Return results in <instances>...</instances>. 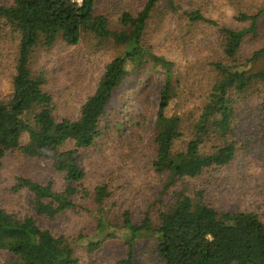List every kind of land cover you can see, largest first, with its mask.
<instances>
[{
    "label": "trees",
    "instance_id": "16d2710c",
    "mask_svg": "<svg viewBox=\"0 0 264 264\" xmlns=\"http://www.w3.org/2000/svg\"><path fill=\"white\" fill-rule=\"evenodd\" d=\"M96 1L10 0L7 5L0 4V42L12 38L18 41L11 94L0 99V165L10 153L44 159L51 162L54 171L64 174L67 183L62 192L56 193L50 183L19 180V187L31 195L34 214L19 217L0 208V252L9 255L2 264H77L72 245L42 229L35 217L53 219L77 207L71 198L85 177L77 154L102 136L100 124L113 92L127 76L126 65L150 61L161 65L168 79L172 63L154 55L144 46L143 38L147 21L158 5L164 1L167 10L177 12L180 7L176 1L145 0L138 13L121 12L118 22L123 32L108 28L106 17L95 11ZM184 14L190 22L217 26L198 10ZM258 17L259 13H241L236 20L250 22L247 28H219L223 58L211 63L218 79L201 103L182 150H175L176 143L184 138L182 120L165 115L168 86L161 92L151 165L163 178V192L171 193L172 203L158 211L157 226L148 214L140 224H133L127 213L123 215L126 252L116 264H138L133 259L135 242L149 234L156 236L155 252L163 264H264V224L258 214L217 212L207 204L203 191H190L185 186L187 180L199 179L206 172L231 167L240 156L264 158V92L255 97L259 101L257 113L252 108L248 113L245 106L253 98V86L264 82V67L252 71L249 66L264 48L241 63L245 39L258 33ZM84 36L100 42L112 39L123 51L104 67L78 117L59 118L54 98L43 87L44 78L31 72L30 56L35 47L50 48L58 40L68 48L78 46ZM179 184L182 186L178 190ZM81 193L85 197L83 189ZM108 194L105 185L94 190L97 231L96 238L86 245L90 252L109 235L108 212L103 208Z\"/></svg>",
    "mask_w": 264,
    "mask_h": 264
},
{
    "label": "rangeland",
    "instance_id": "374dc122",
    "mask_svg": "<svg viewBox=\"0 0 264 264\" xmlns=\"http://www.w3.org/2000/svg\"><path fill=\"white\" fill-rule=\"evenodd\" d=\"M180 10L170 12L162 1L151 14L144 31V46L158 57L172 63L166 79L161 65L150 61L128 63L127 76L113 92L100 124L102 136L94 145L78 152V163L84 179L71 200L77 205L53 219L35 217L36 223L55 237H63L73 247L72 257L77 264H116L124 258L126 247L123 215L127 213L133 224H140L148 214L157 226L158 211L171 204L170 192H163V178L152 168L155 158L154 135L161 92L169 96L165 115L181 118L184 138L175 150L184 148L198 109L218 79L211 63L223 58L220 27L244 29L250 22H240L239 14L254 15L258 33L243 43L242 61L264 48V0H175ZM145 0H97L95 11L108 20L112 32L125 29L118 19L123 11L138 13ZM10 0H0L9 4ZM198 10L205 18L217 23L209 26L190 22L184 12ZM17 39L0 42V99L11 94L13 62ZM123 51L112 39L96 41L84 36L78 46L68 48L60 40L52 47L37 46L30 56L33 76L44 78V89L54 98L56 116L76 119L87 97L95 89L104 67ZM250 69L264 67V53L249 62ZM253 98L246 103L248 113L259 110L256 96L264 92V82L252 88ZM252 118V116H249ZM25 179L41 185L50 183L56 193L66 188L64 174L53 170L51 162L28 159L20 153L7 154L0 165V208L18 215H33L31 195L19 187ZM190 191H203L205 201L215 211H246L258 214L264 224V158L246 155L236 164L217 171L206 172L199 179L187 180ZM105 185L108 196L103 208L108 212L109 235L100 246L87 250V243L96 238L97 206L93 202L96 187ZM182 184L176 186L180 189ZM82 189L85 191L81 193ZM81 190V191H80ZM105 215V214H104ZM111 225V226H110ZM264 233V230H263ZM156 236L149 234L136 240L133 259L138 264H163L155 252ZM9 255L0 252V264Z\"/></svg>",
    "mask_w": 264,
    "mask_h": 264
},
{
    "label": "built area",
    "instance_id": "2783aa9c",
    "mask_svg": "<svg viewBox=\"0 0 264 264\" xmlns=\"http://www.w3.org/2000/svg\"><path fill=\"white\" fill-rule=\"evenodd\" d=\"M73 2L80 4L81 0H72Z\"/></svg>",
    "mask_w": 264,
    "mask_h": 264
}]
</instances>
